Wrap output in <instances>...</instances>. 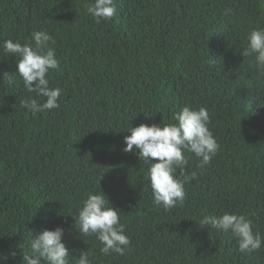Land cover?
<instances>
[{
  "label": "trees",
  "instance_id": "obj_1",
  "mask_svg": "<svg viewBox=\"0 0 264 264\" xmlns=\"http://www.w3.org/2000/svg\"><path fill=\"white\" fill-rule=\"evenodd\" d=\"M88 2L0 0V44L49 33L59 67L48 78L62 89L58 109L32 115L19 57L0 48V252L17 253L8 264H21L28 230L56 227L70 255L89 248L93 264H264V247L240 253L230 234L196 222L241 213L264 235V79L241 55L248 31L264 27V0H115L117 14L100 23ZM186 105L207 108L220 150L205 169L186 153L184 172L197 177L184 204L165 210L124 138L131 126L174 122ZM100 187L131 238L123 256L100 254L75 228L71 215Z\"/></svg>",
  "mask_w": 264,
  "mask_h": 264
},
{
  "label": "clouds",
  "instance_id": "obj_2",
  "mask_svg": "<svg viewBox=\"0 0 264 264\" xmlns=\"http://www.w3.org/2000/svg\"><path fill=\"white\" fill-rule=\"evenodd\" d=\"M85 8L97 23L108 21L117 14L115 0H89ZM230 11L225 9L224 14ZM246 40L247 46L241 55L252 58L258 75L264 79V27L251 28ZM54 43L46 31L34 30L24 43L6 39L0 44L9 56L19 57L16 74L21 77L26 92L34 94L23 99L21 106L32 115L60 107L62 89L51 87L48 78L50 70L59 67L55 49L50 46ZM38 97L45 98L44 102L41 103ZM172 121L162 126H131L127 131L130 135L124 138L126 147L123 149L125 153L134 151L139 160L148 165L147 179L152 200L165 210L184 204L187 195L185 184L197 177L196 172L190 175L184 172L190 159L186 153L194 155L200 168L205 169L220 150L209 127L210 115L205 106H183L173 113ZM121 213L100 187L99 192H89L76 214L71 216L80 236L94 237L99 242L100 254L123 256L131 250L132 241L125 223L121 222ZM196 222L199 228L208 229L207 226H211L220 233L230 234L236 240L240 253L251 254L264 247V235L253 231L252 220L244 214L224 212L218 216L204 215ZM64 236L61 227L38 233L28 230L27 249L23 251L21 264H93L96 255L93 250H80L79 258L72 257ZM16 256L15 250L0 252V264H8Z\"/></svg>",
  "mask_w": 264,
  "mask_h": 264
}]
</instances>
